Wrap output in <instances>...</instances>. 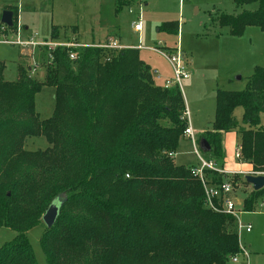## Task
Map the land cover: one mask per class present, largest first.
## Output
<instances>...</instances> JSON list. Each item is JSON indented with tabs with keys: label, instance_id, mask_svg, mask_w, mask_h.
Returning <instances> with one entry per match:
<instances>
[{
	"label": "trees",
	"instance_id": "obj_1",
	"mask_svg": "<svg viewBox=\"0 0 264 264\" xmlns=\"http://www.w3.org/2000/svg\"><path fill=\"white\" fill-rule=\"evenodd\" d=\"M137 0H114L115 9ZM254 9L220 14L230 35L247 26L264 31V0H233ZM0 22V36L16 31ZM159 30L177 32L178 21ZM75 27L52 26L47 41H80ZM66 31V32H65ZM97 42H90L95 44ZM67 47L43 49L44 77L18 65L6 81L0 62V227L16 232L0 247V264H37L26 232L46 208L64 195L39 245L47 264H228L239 252L236 216L208 206L190 166L176 164L175 152L186 121L180 87L164 88L139 57V49L86 46L69 58ZM40 52V51H39ZM53 88V109L40 119L35 94ZM241 107V124L234 110ZM264 64L255 66L243 90L215 91L214 118L204 138L209 159L223 154L222 137L234 131L241 162L264 171ZM43 136L44 149L24 148L27 137ZM200 140V139H199ZM198 140V141H199ZM213 159V160H214ZM213 184L228 181L235 190L248 183L240 175L204 170ZM264 202V186L251 189L242 210Z\"/></svg>",
	"mask_w": 264,
	"mask_h": 264
},
{
	"label": "rangeland",
	"instance_id": "obj_2",
	"mask_svg": "<svg viewBox=\"0 0 264 264\" xmlns=\"http://www.w3.org/2000/svg\"><path fill=\"white\" fill-rule=\"evenodd\" d=\"M0 4L15 7L19 19L39 39H48L52 26H56L61 33L64 27H75V34L81 41H99L109 34L119 37L120 43L178 47L180 51L186 52L184 60H187L191 74L188 79L182 80L180 90L196 139H199L204 128H210L214 118L215 91L243 90L254 67L264 64V31L257 26H247L241 35L233 36L229 34L228 28L221 27L216 20L222 13L237 14L242 9H254L257 7L256 2L236 6L233 0H137L129 7L117 10L114 0H0ZM138 21L140 32L133 29V24ZM168 21H178L179 29L176 33L158 29ZM17 25L21 26L17 22L16 28ZM66 34L73 33L68 30ZM20 35L26 37L24 33ZM15 37V33L6 36L7 39ZM43 55V49L39 52L38 48H22L16 44L0 42L3 79L13 81L17 77L18 65L32 66L36 63L35 70H29V74L42 80L45 72ZM139 57L170 76L168 62L156 52L142 48L139 49ZM52 109L53 88L44 85L35 94V110L40 119H45L51 115ZM241 113V107L234 110L239 125ZM225 133L222 137L223 154L215 158L218 167L226 158H229L230 163H242L234 155L238 139L234 138V132ZM224 141L228 145V156L225 154ZM47 146L43 136L27 137L24 141V148L28 150L44 149ZM180 151H184L183 145ZM200 153L205 156L207 152ZM183 159V155L173 157L176 164L184 163ZM239 166L242 170L229 171H240L238 175L244 177V173L250 169L245 162ZM261 172L264 174V171ZM250 188V185L246 187L239 184L233 192L237 221L240 225L249 224L251 227L249 232L238 228V245L248 251L249 264H264V202L254 211L241 209L243 198L250 192ZM43 230L44 223L40 221L26 232L37 264H47L39 245ZM15 235V231L1 226L0 247ZM237 259L236 262L228 261V264L247 263L241 254L237 255Z\"/></svg>",
	"mask_w": 264,
	"mask_h": 264
},
{
	"label": "built area",
	"instance_id": "obj_3",
	"mask_svg": "<svg viewBox=\"0 0 264 264\" xmlns=\"http://www.w3.org/2000/svg\"><path fill=\"white\" fill-rule=\"evenodd\" d=\"M133 29L140 32V23L139 21L133 24ZM15 32V38L14 39H7L6 37H2L0 39V42L2 43H8V44H16L20 47H27V48H38L40 51L41 49H46L48 53H46V58L47 61H49L52 58V55L50 53V50L55 48V47H67L71 48L73 50L69 51V58L74 59L76 56V51L75 49H80L86 46H91V47H99V48H105V49H121L125 48V46H122L121 44L118 43V41L113 38V37H107L104 40L97 42L95 44H90V43H85L81 41H47L45 39H39L37 38V34L35 32L31 33L29 36L22 38L20 35V26L17 25ZM136 48V47H135ZM137 48H144V49H149L154 52H156L158 55L163 57L169 64L171 68V73L172 76L171 78H166L162 81L161 86L164 88H169L173 85H176L180 87V83L182 80H185L189 77V71L186 68V63L184 62V59L182 58L181 51L176 48L168 49V48H162L160 46H142L138 45ZM36 63H33L32 66H29L30 72L35 70ZM152 75L155 79H159L160 75L156 70H152ZM188 112L185 109L182 114V118L186 121V127L183 130V134L186 135L189 138L191 147H192V153L194 154L197 164L194 166H190V172L196 176L204 190V195H205V200L208 204L209 207L216 209L214 206L213 202L216 200L222 210L225 213L232 214L236 216V209H235V204L233 201V186L230 182L224 181L220 184H213L207 180V178L204 175V170H210V171H215L219 173H224V174H233V172L222 170L218 166H216L215 162L211 159H204L201 156L200 149L198 146V141L195 138L193 131L189 125V119H188ZM175 152H169L168 155L174 156ZM235 155L238 158L239 156V149H235ZM244 174H263L262 172H255V171H249ZM264 175V174H263ZM217 210V209H216ZM237 228H242L245 231H250L251 227L249 224L246 225H240L239 222L237 221ZM241 254L244 256V258L247 260L246 264L248 263V251L239 246V252L231 257V261L236 262L237 255Z\"/></svg>",
	"mask_w": 264,
	"mask_h": 264
},
{
	"label": "crops",
	"instance_id": "obj_4",
	"mask_svg": "<svg viewBox=\"0 0 264 264\" xmlns=\"http://www.w3.org/2000/svg\"><path fill=\"white\" fill-rule=\"evenodd\" d=\"M17 22H18V24L19 25H21L20 26V31H21V33H24V35L27 37V36H29L31 33H33V32H30L29 30H28V27L25 25V24H23L22 23V21L19 19V15H17ZM178 29H179V23H178ZM136 31V30H135ZM138 32V31H137ZM20 33V32H19ZM20 33V34H21ZM69 36H76L77 38H78V36L76 35V34H71V35H69ZM107 37H113V38H115L117 41H118V43L119 44H121L122 46H125V47H136L137 48V46L139 45V44H137L136 46L135 45H132V44H125V43H120V39H119V37L117 38V37H115L114 35H106V36H104V37H102L101 38V40H99V41H93V40H91V41H81V42H85V43H90V42H100V41H102V40H104L105 38H107ZM79 39V38H78ZM160 47H162V48H168V49H172L171 47H165V46H161V45H159ZM137 49H142V48H137ZM144 49V48H143ZM149 50V49H148ZM181 55H183V59H186V52H183V50H181ZM184 62L186 63V68H187V70L189 71V77H190V74H191V71L189 70V64H188V62H187V60H184ZM149 66H150V68L152 69V70H156L158 73H159V75H160V78L159 79H155V82L158 84V85H161L162 84V81L164 80V79H166V78H171V76H172V73H170V76H167V75H165L164 73H162L159 69L157 70V69H155V67H152L150 64H148ZM188 77V78H189ZM187 78V79H188ZM181 88V87H180ZM186 108V107H185ZM188 115H189V113H188ZM189 125H190V127H191V129H192V131H193V134H194V128L192 127V124H191V122L189 121ZM207 129V128H206ZM199 130H201V129H199ZM205 130V128L201 131V133L203 132ZM228 132H234V131H228ZM227 132V133H228ZM226 133H224L223 134V136L225 135ZM201 135V134H200ZM234 138L236 139L237 137H236V134H235V132H234ZM199 139H200V137H199ZM199 139H197V141L199 140ZM223 139V138H222ZM224 140V139H223ZM199 142V141H198ZM222 144H223V141H222ZM184 146V151H180V148H181V146ZM189 145L191 146V144H190V141H189V138L186 136V135H184L183 134V137L182 138H180V140H179V142H178V147H177V149H176V151H175V153H174V156H182L183 155V157H184V159H183V161H184V163H182L183 165H185V166H194V165H196L197 164V160H196V158H195V156H193L194 154L192 153V147H191V149H189ZM226 147V149H225V154H226V156H228L227 155V153H228V149H227V147H228V145L225 143V141H224V148ZM238 148V147H237ZM237 148H235V149H237ZM200 149V148H199ZM201 150V149H200ZM202 151V150H201ZM203 152V151H202ZM234 155H235V152H234ZM173 156V157H174ZM204 159H209L211 156H210V154L209 153H206V155L205 156H203V155H201ZM236 156V155H235ZM237 158V157H236ZM214 159V158H213ZM212 158H211V160H213ZM238 159V158H237ZM239 160V159H238ZM214 162H215V164H216V166H218V164H217V161H216V159H214L213 160ZM241 162V161H240ZM223 164H225V165H223ZM239 164L241 165V164H243V162L242 163H230V161H229V158H226V161H224V162H222L221 163V167H219V168H221L222 169V167L226 170V171H229V170H242V168H240V166H239ZM247 166L249 167V169H250V171H253L252 170V168H251V165L249 164V163H247ZM224 169H222V170H224ZM238 173H240V171L239 172H237V174ZM246 173V172H245ZM233 174H236V173H234L233 172ZM249 185V184H248ZM247 187V186H246ZM250 187H251V185H250ZM250 189H252V187L250 188ZM262 204V203H261ZM247 232V231H246ZM249 232V231H248ZM248 262H249V260H248Z\"/></svg>",
	"mask_w": 264,
	"mask_h": 264
},
{
	"label": "water",
	"instance_id": "obj_5",
	"mask_svg": "<svg viewBox=\"0 0 264 264\" xmlns=\"http://www.w3.org/2000/svg\"><path fill=\"white\" fill-rule=\"evenodd\" d=\"M0 22L4 24L7 27H11L13 25V11L12 10H2L0 14ZM183 58V55H182ZM199 148L203 152H208L210 150V146L208 142L204 138H200L198 142ZM244 180L251 185L253 190H258L264 186V175L263 174H245L244 175ZM64 195L60 194L57 197V201L51 203L44 213L41 216L42 222L45 224L46 227H50L59 210V205L64 199Z\"/></svg>",
	"mask_w": 264,
	"mask_h": 264
}]
</instances>
